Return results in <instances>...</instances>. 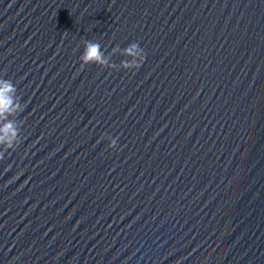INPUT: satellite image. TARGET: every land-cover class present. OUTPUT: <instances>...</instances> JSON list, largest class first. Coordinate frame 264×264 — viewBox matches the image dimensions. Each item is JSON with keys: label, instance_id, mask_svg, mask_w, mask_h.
Here are the masks:
<instances>
[{"label": "water", "instance_id": "95a60500", "mask_svg": "<svg viewBox=\"0 0 264 264\" xmlns=\"http://www.w3.org/2000/svg\"><path fill=\"white\" fill-rule=\"evenodd\" d=\"M0 79V264H264V0H0Z\"/></svg>", "mask_w": 264, "mask_h": 264}, {"label": "clouds", "instance_id": "9594fccd", "mask_svg": "<svg viewBox=\"0 0 264 264\" xmlns=\"http://www.w3.org/2000/svg\"><path fill=\"white\" fill-rule=\"evenodd\" d=\"M99 49H100L99 44H95L92 42H86L84 54L80 55L81 66L83 67L84 65H87V64L97 63L95 59L86 60L87 52L89 50H95L97 54L101 56V60L99 61V66L108 67L110 69H115L117 67H120L123 69H136V68H139L140 64L143 63L144 58H145V53L143 49L136 42H132L128 44V46H126L123 49H120L118 47L113 49L114 55L117 52H119V54L124 57H130V59L121 60L119 66H117L115 63L110 64L106 58H103L102 53H100ZM10 89L14 90V86L11 84V82L8 80L0 79V113L6 111L8 97L10 95V91H9ZM3 131L7 133L8 129L5 128L3 129ZM108 139H109L108 147L115 148L118 138L108 137ZM11 147H13V145L9 144L5 137L3 146L0 147L3 149V150H0V159L3 158L4 151H7Z\"/></svg>", "mask_w": 264, "mask_h": 264}]
</instances>
